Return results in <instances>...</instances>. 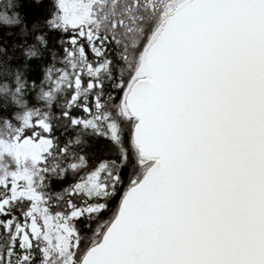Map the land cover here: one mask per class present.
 I'll return each mask as SVG.
<instances>
[{
  "label": "snow or ice",
  "instance_id": "snow-or-ice-1",
  "mask_svg": "<svg viewBox=\"0 0 264 264\" xmlns=\"http://www.w3.org/2000/svg\"><path fill=\"white\" fill-rule=\"evenodd\" d=\"M50 17L41 106L0 87V264H264V0Z\"/></svg>",
  "mask_w": 264,
  "mask_h": 264
},
{
  "label": "trees",
  "instance_id": "trees-1",
  "mask_svg": "<svg viewBox=\"0 0 264 264\" xmlns=\"http://www.w3.org/2000/svg\"><path fill=\"white\" fill-rule=\"evenodd\" d=\"M55 0H0V14L11 15L18 13L20 24L16 26H5L0 23V87L4 84L14 85L15 75L21 74L26 81V99L33 107H40L36 99L41 81L47 67L53 64L51 52L55 50L58 57L62 55L60 46L56 43L59 33L47 29L45 22L50 19V11ZM9 4L14 7H8ZM37 27H33V26ZM37 34H47L46 46L36 44L38 56L26 55L28 46L35 44L34 37ZM60 66L59 59L55 61ZM45 85V89H46ZM6 97L0 92V106L4 105ZM9 111L13 110L11 98L7 97Z\"/></svg>",
  "mask_w": 264,
  "mask_h": 264
},
{
  "label": "clouds",
  "instance_id": "clouds-1",
  "mask_svg": "<svg viewBox=\"0 0 264 264\" xmlns=\"http://www.w3.org/2000/svg\"><path fill=\"white\" fill-rule=\"evenodd\" d=\"M5 15L8 19H4ZM20 16L18 13H13L11 15L8 14H0V23L4 24L5 26H16L20 24Z\"/></svg>",
  "mask_w": 264,
  "mask_h": 264
}]
</instances>
